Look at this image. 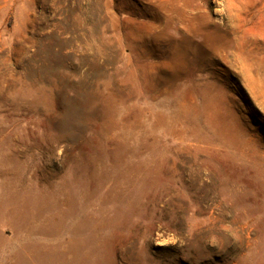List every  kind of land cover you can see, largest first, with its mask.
<instances>
[{"label":"rangeland","instance_id":"1","mask_svg":"<svg viewBox=\"0 0 264 264\" xmlns=\"http://www.w3.org/2000/svg\"><path fill=\"white\" fill-rule=\"evenodd\" d=\"M0 264H264V0H0Z\"/></svg>","mask_w":264,"mask_h":264}]
</instances>
